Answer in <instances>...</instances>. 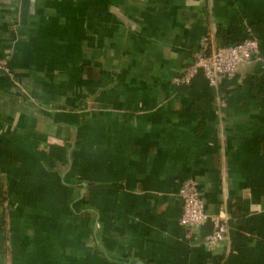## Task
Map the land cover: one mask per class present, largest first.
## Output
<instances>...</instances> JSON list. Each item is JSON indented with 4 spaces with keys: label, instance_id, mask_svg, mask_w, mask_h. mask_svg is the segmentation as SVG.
<instances>
[{
    "label": "crops",
    "instance_id": "1",
    "mask_svg": "<svg viewBox=\"0 0 264 264\" xmlns=\"http://www.w3.org/2000/svg\"><path fill=\"white\" fill-rule=\"evenodd\" d=\"M247 28L264 59V0H0V264H264V65L173 83Z\"/></svg>",
    "mask_w": 264,
    "mask_h": 264
},
{
    "label": "built area",
    "instance_id": "2",
    "mask_svg": "<svg viewBox=\"0 0 264 264\" xmlns=\"http://www.w3.org/2000/svg\"><path fill=\"white\" fill-rule=\"evenodd\" d=\"M252 61L264 65V59L259 55L258 40L251 28H247L245 37L235 44L220 45L215 35H209L201 40L192 62L173 80V83L176 86H189L196 76L202 74L208 84L216 88L221 80L233 79L240 65ZM6 65L5 61L0 60V68L6 70ZM177 195L182 201L179 224L188 235L193 234L197 227L211 221L213 231L203 239V243L209 249H216L229 240L226 215L219 212L215 216H210L204 212L197 187L192 180L182 182Z\"/></svg>",
    "mask_w": 264,
    "mask_h": 264
},
{
    "label": "trees",
    "instance_id": "3",
    "mask_svg": "<svg viewBox=\"0 0 264 264\" xmlns=\"http://www.w3.org/2000/svg\"><path fill=\"white\" fill-rule=\"evenodd\" d=\"M5 201H6V195H5V192H0V208H3L5 207L4 204H5Z\"/></svg>",
    "mask_w": 264,
    "mask_h": 264
},
{
    "label": "water",
    "instance_id": "4",
    "mask_svg": "<svg viewBox=\"0 0 264 264\" xmlns=\"http://www.w3.org/2000/svg\"><path fill=\"white\" fill-rule=\"evenodd\" d=\"M117 262H118V263H122V261H120V260H118Z\"/></svg>",
    "mask_w": 264,
    "mask_h": 264
}]
</instances>
